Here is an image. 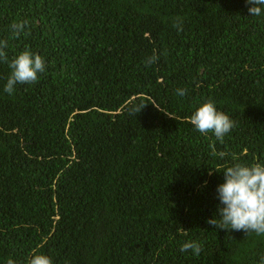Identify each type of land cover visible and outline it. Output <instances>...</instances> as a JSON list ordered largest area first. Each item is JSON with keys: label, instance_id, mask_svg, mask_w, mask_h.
<instances>
[{"label": "trees", "instance_id": "1", "mask_svg": "<svg viewBox=\"0 0 264 264\" xmlns=\"http://www.w3.org/2000/svg\"><path fill=\"white\" fill-rule=\"evenodd\" d=\"M252 6L0 0L8 62L25 50L45 62L9 95L0 61V264L33 250L52 264H261L264 235L207 222L223 171L264 165V5ZM208 100L234 122L223 143L189 123Z\"/></svg>", "mask_w": 264, "mask_h": 264}, {"label": "clouds", "instance_id": "2", "mask_svg": "<svg viewBox=\"0 0 264 264\" xmlns=\"http://www.w3.org/2000/svg\"><path fill=\"white\" fill-rule=\"evenodd\" d=\"M253 5L248 9L250 16H260L264 5V0H247ZM178 31H182V21L177 18L173 25ZM27 27V21L13 22L10 25L13 37H18ZM8 47L6 40H0V61L8 63L11 72L4 86V91L9 95L14 91L17 84L35 83L38 73L45 70L44 59L39 55L25 50L8 62L7 53L4 51ZM158 57L152 56L147 59L146 64L155 63ZM176 94L184 96V89H177ZM189 123L201 134L211 132L215 138L223 143V137L233 127L234 122L223 112L217 111L211 100L199 106L188 118ZM211 147V146H210ZM213 155L217 153L213 150ZM223 159L224 152L218 153ZM224 182L217 186L216 193L219 204L217 208V219L212 218L207 222L216 228L224 230L230 228L231 231L243 230L247 234L255 233L264 235V165L255 163L252 166L234 164L223 171ZM181 252L191 250L194 255H199L202 246L195 241L183 243L179 249ZM7 264H14L12 259L7 260ZM28 264H52V260L42 254H36L35 250L30 254ZM264 264V257L261 258Z\"/></svg>", "mask_w": 264, "mask_h": 264}]
</instances>
